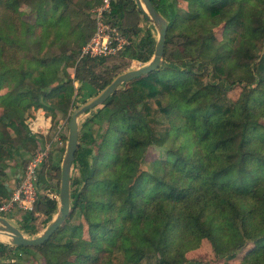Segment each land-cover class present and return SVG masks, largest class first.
Listing matches in <instances>:
<instances>
[{
  "label": "trees",
  "instance_id": "trees-1",
  "mask_svg": "<svg viewBox=\"0 0 264 264\" xmlns=\"http://www.w3.org/2000/svg\"><path fill=\"white\" fill-rule=\"evenodd\" d=\"M99 3L0 0V203L11 191L8 161L36 143L27 119L39 108L69 114L125 70L98 74L106 57H94L83 60L78 86L67 77L94 30L87 10ZM151 3L168 23L160 65L86 111L65 221L41 245L0 241V264L35 253L42 264H202L186 252L203 240L224 264L242 251L238 264H264V0ZM111 9V22L132 37L122 58L149 61L155 36L139 25L134 0H112ZM99 118L103 133L93 128ZM150 148L160 154L149 171L141 163ZM40 179L45 190L17 220L28 236L38 214L48 223L57 210Z\"/></svg>",
  "mask_w": 264,
  "mask_h": 264
},
{
  "label": "rangeland",
  "instance_id": "rangeland-1",
  "mask_svg": "<svg viewBox=\"0 0 264 264\" xmlns=\"http://www.w3.org/2000/svg\"><path fill=\"white\" fill-rule=\"evenodd\" d=\"M23 9L28 11L29 7L24 6ZM87 11L89 13V10ZM140 22H141L139 24L140 26H146V27L150 26L156 38L157 32L155 28L147 22H144L142 20H140ZM214 32H215L217 39L222 38L221 26L216 27L214 29ZM125 34L130 35V33H125ZM175 53L177 54V57H178L180 54L179 47H176ZM105 57L106 58L102 65H96L94 67V70L98 74H101L103 76L108 75V74L103 73V71L108 72L110 69H112L115 66L121 67V68L125 66V70H126L129 68L135 67L136 64H139L135 62L134 60H131V61L127 60L126 57L122 58L121 52L114 54V55L105 56ZM84 59L86 58L80 57L78 54L76 56L75 65L72 67L66 68V73L68 74L67 77H69L72 80L71 83L74 84V86H78L77 80L79 79V76L84 74V69H82V62ZM238 92H239V87L235 85L233 88H231L229 92V96L231 98H235ZM80 103L75 102L74 104L76 106ZM75 106H72L70 108V112ZM69 114L61 115L58 113L56 116H52V114L45 113L42 109L39 108L34 112L33 117H30L27 119V122H26L27 128L34 134L36 143L34 146L32 144H29L27 148H22L20 151V155L8 161V167L6 168V172H7L6 183L10 186L11 190L19 182V180H15V175L21 176V172L23 171L30 157L39 148H42L46 150L47 154L39 165V169H38L39 173L37 175V184H36L37 193L39 191L43 192L45 190V186L42 185V180L40 179L39 181V178L43 177L47 179V183L49 185L48 189H50L51 193L53 194V197H55V199L58 198V193L56 191L58 190V186L60 183V168L57 170L50 169L49 166L57 158L58 160H60L61 158V161H62V157L65 152L66 141H67V132H68L67 123L69 119ZM39 116H41V119H40L41 122L35 125L39 121L38 120ZM86 116H88V114L84 113L80 117L79 122L83 121V119ZM106 127H107V122L104 119L99 118L94 121L93 128L95 132L98 131V132L103 133ZM9 131L11 132V134H13L12 130H9ZM159 154H160L159 150L150 148L146 153V160L141 163V168L144 170L150 171L152 169L150 160H152L153 158H156V156H158ZM61 161H60V165H61ZM17 172H19V174H17ZM32 208H33V205H32ZM22 212L23 211L20 210L18 207H15V208H12L10 212L7 213L6 215H7L8 220L13 225L18 227L17 220L21 218ZM48 223L45 222V217L42 214H38L35 220V228L37 229V232L35 235L40 234L42 230L48 225ZM33 236H29V237H33ZM0 241L7 243L8 240H0ZM242 254H243V251L238 253L235 258L229 260L228 263L238 264ZM186 257L190 260H195L202 264H224L223 259H219L215 257L212 251V248L210 246V243L207 240H203L202 243L199 245V247H197L196 249L186 252ZM42 263H43V260L38 253H35V256L33 258L25 257L23 261V264H42Z\"/></svg>",
  "mask_w": 264,
  "mask_h": 264
},
{
  "label": "water",
  "instance_id": "water-1",
  "mask_svg": "<svg viewBox=\"0 0 264 264\" xmlns=\"http://www.w3.org/2000/svg\"><path fill=\"white\" fill-rule=\"evenodd\" d=\"M135 6L140 15L146 22L151 24L156 32L154 52L145 63H139L135 67L126 69L116 74L110 82L101 90L86 98L83 102L76 105L70 112L67 123V141L65 152L60 165V183L57 198V210L50 220L48 225L42 232L33 237L26 236L18 227L13 225L7 218L0 216V233L8 236L7 243L14 246L34 247L41 245L49 239V237L58 229L65 221L70 211V176L72 172V163L74 154L78 146V130L79 119L86 113L99 105H101L113 92L121 85L125 84L132 78L138 77L141 74L148 73L156 69L163 58L165 36L168 23L154 8L151 0H134Z\"/></svg>",
  "mask_w": 264,
  "mask_h": 264
},
{
  "label": "built area",
  "instance_id": "built-area-1",
  "mask_svg": "<svg viewBox=\"0 0 264 264\" xmlns=\"http://www.w3.org/2000/svg\"><path fill=\"white\" fill-rule=\"evenodd\" d=\"M111 2L112 0H100L97 6L89 10V16L93 21L94 30L86 43L81 47L79 52L80 57L94 58L110 56L122 52L126 47L131 45L132 37L122 33L111 22ZM134 61L140 63L137 60ZM46 154L45 149L39 148L30 157L21 172V176L19 175L18 184L10 191L9 197L1 201L0 216L7 218L6 214L15 207H18L22 211L32 209V205L37 196L36 184L39 165ZM46 195L55 199L50 189L46 190Z\"/></svg>",
  "mask_w": 264,
  "mask_h": 264
},
{
  "label": "bare ground",
  "instance_id": "bare-ground-1",
  "mask_svg": "<svg viewBox=\"0 0 264 264\" xmlns=\"http://www.w3.org/2000/svg\"><path fill=\"white\" fill-rule=\"evenodd\" d=\"M40 119H41V116H39V119H38L39 121L35 125L41 122ZM0 238H2L3 240H7L8 236L6 234L0 233Z\"/></svg>",
  "mask_w": 264,
  "mask_h": 264
},
{
  "label": "crops",
  "instance_id": "crops-1",
  "mask_svg": "<svg viewBox=\"0 0 264 264\" xmlns=\"http://www.w3.org/2000/svg\"><path fill=\"white\" fill-rule=\"evenodd\" d=\"M140 16H141V15H140ZM141 20L144 21V22H146L142 16H141ZM140 23H141V22H140ZM140 23H139V24H140ZM147 23H148V22H147Z\"/></svg>",
  "mask_w": 264,
  "mask_h": 264
}]
</instances>
